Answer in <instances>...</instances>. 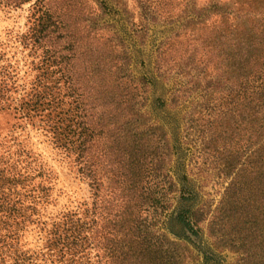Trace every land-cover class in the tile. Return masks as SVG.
Returning <instances> with one entry per match:
<instances>
[{"label": "rangeland", "instance_id": "obj_1", "mask_svg": "<svg viewBox=\"0 0 264 264\" xmlns=\"http://www.w3.org/2000/svg\"><path fill=\"white\" fill-rule=\"evenodd\" d=\"M185 1L0 0V202H9L8 208L0 203V264H204L192 243L186 244L166 229V218L177 203L179 173L175 170L182 169L203 185L201 202L208 201L210 207L199 226L204 243L218 245L220 264H264L263 233L257 229L262 207L257 179L245 187V222L250 227L242 232L246 241L241 242L236 228L227 231L232 246L216 230L209 233L208 222L228 177L214 148L203 143L202 133L181 119L185 111L206 101V92L218 97L217 91H225L229 83L217 81L227 69L216 55L212 21L200 12L217 0H192L193 5H184ZM192 6L200 14L197 19L207 23L186 25L184 11ZM38 7L51 13L52 28L57 25L44 37V48L29 41ZM165 42L169 48L160 54L161 65H157ZM47 48L59 51L65 59L61 67L48 61V71H53L48 81H57L61 88L70 83L77 94L84 89L82 108L92 121L101 105L94 103L93 92L97 94L99 86H115L118 72L135 81L142 75L148 78V99L141 111H151L156 94L179 95L180 106L165 105L160 114H151L155 120L161 117L159 122L166 127V120L172 119L168 129L180 143L179 151L170 154L169 134L166 148L160 147L164 140L151 137L148 143L160 148H147L148 162L135 175L122 149L118 153V134H92L85 172H80L72 157L55 143L47 110L25 105L41 77L38 67L46 64ZM109 75L111 81L106 80ZM71 223L83 224L80 244L72 251L51 244V232L63 233Z\"/></svg>", "mask_w": 264, "mask_h": 264}, {"label": "trees", "instance_id": "obj_2", "mask_svg": "<svg viewBox=\"0 0 264 264\" xmlns=\"http://www.w3.org/2000/svg\"><path fill=\"white\" fill-rule=\"evenodd\" d=\"M229 1L217 0L209 9L203 8L200 11L205 12L212 21V38L216 55L225 62L227 69L225 73L219 75L217 81L225 79L229 83L228 88L225 91H217L219 96L215 98L212 91L206 92L203 95L207 96L206 101L185 111L181 120L186 119L185 125L192 123L193 127L195 126L202 133L203 143L207 148H214L213 151L220 158L222 172L228 177L222 198L213 212L212 219L208 222L209 233L216 230L220 236L224 235L225 239L222 241L229 244L233 239L227 231L236 228L237 233L241 234V242L246 241L247 237L243 236L242 232L249 230L250 227L247 229L245 222L247 212L245 187L251 179L254 181L257 179L260 181L262 204L259 210L260 227L257 229H262L263 236L260 237V241L264 248V0ZM184 5H193V1L186 0ZM193 9L196 10L192 6L190 11H184L186 25L207 23L203 19H197L200 14ZM36 11L37 15L34 16L36 23L31 29L29 41L36 48L39 46L44 48L42 42L44 37L48 33L52 34L57 25L51 27L52 15L48 10L38 7ZM165 45L166 42L163 45L164 50L158 53L157 65L161 63L160 54L165 55L169 48ZM62 58L59 51L45 49L43 61L46 64L38 67L42 69L41 77L33 85L34 91L25 105L27 109H35V111L38 108L47 110L48 129L55 143L63 149L66 156L72 157L79 166L80 172H85L87 142L92 134L111 131L118 134L119 146H121L117 149L118 153L121 154L122 149L123 159L128 162L130 168L134 167L135 175H139L142 165L148 162L147 148L159 149L164 145L166 148L167 134L170 136L168 144L170 154L174 155L179 151L180 143L171 137L172 133L168 129L172 119L166 120V127L161 121L159 122L161 117L157 116V120L151 117L153 113L163 112L165 105L172 109L180 106L179 95H170V102L167 103L169 98L166 97V91L156 94L151 101V111H141L148 99L147 85H150L147 83L148 78L142 75L135 81L129 75H120L118 72L113 80L115 86H99L97 94L96 91L93 92L94 103L99 101L101 105L98 104L100 107L97 106L99 108L97 118L92 121L83 112L84 97L81 94L84 89L78 90L77 94L72 84L63 85V89L57 85V81L47 79L49 73L53 72L48 71L51 67L48 61L53 65L60 64L65 60ZM111 78L112 76L109 75L106 80L111 81ZM151 79L155 80L154 76ZM151 88L153 87L151 86L150 90ZM173 113L174 118L177 110ZM177 122L179 124L178 119ZM175 128H178V125L172 127V130L174 131ZM129 135L132 136L131 140L127 139ZM151 137L164 140V144L158 148L150 145L148 140ZM126 164L123 165L124 171L128 169ZM175 172L179 173L177 203L166 218V229L186 244L192 243L202 255V263L220 264L218 245L204 243L199 226L210 207L208 201L201 202L203 185L188 177L184 169ZM121 175L126 176V173ZM120 181L122 182L121 176ZM142 197L143 194L138 196V198ZM0 203L9 207V202H5V199ZM251 225L256 227L254 221H251ZM82 231L83 224L76 226L71 223L64 228L63 233L51 232V244L72 251L80 244ZM261 257L264 260V253Z\"/></svg>", "mask_w": 264, "mask_h": 264}]
</instances>
